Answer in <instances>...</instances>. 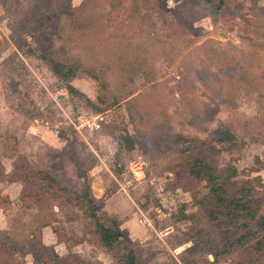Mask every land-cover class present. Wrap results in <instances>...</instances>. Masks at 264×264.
<instances>
[{"label": "rangeland", "instance_id": "obj_1", "mask_svg": "<svg viewBox=\"0 0 264 264\" xmlns=\"http://www.w3.org/2000/svg\"><path fill=\"white\" fill-rule=\"evenodd\" d=\"M189 6L0 0V164L8 172L20 156L64 191L88 185L142 264H247L246 245L225 246L230 229L198 205L205 188L182 178L180 151L226 129L235 146L213 142L216 167L232 166L238 197L264 211V0H225L206 17ZM52 61L80 67L74 92ZM57 187L34 204L21 183L0 182V264H34L28 236L60 257L116 264Z\"/></svg>", "mask_w": 264, "mask_h": 264}, {"label": "trees", "instance_id": "obj_2", "mask_svg": "<svg viewBox=\"0 0 264 264\" xmlns=\"http://www.w3.org/2000/svg\"><path fill=\"white\" fill-rule=\"evenodd\" d=\"M189 2L188 9L198 8L203 12L201 15L203 17L206 15V11L209 13L206 16L215 15L221 12L225 6V0H189ZM183 6L182 2L178 8L181 10ZM44 19L48 20V18ZM183 20L185 19H182L181 22ZM49 69L53 75L66 82L65 87L68 92H74L68 82L80 70L79 66L52 61L49 62ZM234 138L230 132L223 128L216 130L209 140L187 141V145L180 151L183 154L180 161L181 176L185 181L203 184L205 193L198 201V205L204 211L209 222L223 224L230 229V232L225 231L222 237L224 245L228 247L246 245L249 253L247 264H257L255 263L258 261L257 258L264 257V211L258 212L259 203H251L243 199L242 196L238 197L241 190L237 188L234 181H230L236 173L235 169L228 165L225 170H219L214 158L218 149H215L213 142L226 144L225 148L230 149L235 146ZM17 159L20 160L19 165L13 163L8 172H5L0 164V182L21 183L22 197L20 200L39 204L42 201L40 195L44 198L46 188L53 187V185L57 187V183L47 174L33 171L23 157L17 156ZM81 178L84 179L83 176ZM57 191L64 195L65 201L72 202L81 209V213L89 221L91 234L95 237L96 242L112 255L116 264H142L141 256L131 245L130 240L125 237L119 221L102 213V206L100 203L96 204L90 195L88 185H84L81 192H67L59 186ZM49 212L51 214V209ZM37 219L40 221L41 227L50 224L49 215L43 214ZM52 230L55 232L54 228ZM28 237L30 242L27 254L30 255L34 264H89L71 253L60 257L52 247L34 242L31 239L32 236ZM8 240L10 241L9 254H15L18 251L15 250L14 240ZM0 250H4L1 244ZM24 253L26 254V251ZM21 255L22 253H20ZM9 257L13 256L9 255ZM232 264H238V262Z\"/></svg>", "mask_w": 264, "mask_h": 264}]
</instances>
